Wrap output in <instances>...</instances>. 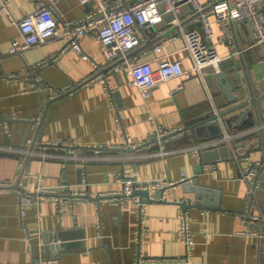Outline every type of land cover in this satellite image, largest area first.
Listing matches in <instances>:
<instances>
[{
    "label": "crops",
    "instance_id": "obj_1",
    "mask_svg": "<svg viewBox=\"0 0 264 264\" xmlns=\"http://www.w3.org/2000/svg\"><path fill=\"white\" fill-rule=\"evenodd\" d=\"M97 1L8 0L2 9L0 0V264H264V234H258L264 225V97L262 123L254 111L240 119L238 110L217 120L219 135L198 137L197 144L194 132L185 128L235 105L227 101L213 66L190 78L161 82L147 98L120 68L108 83L99 76L50 102L96 74L92 60L98 66L107 61L102 41L87 33L80 37L79 52L65 38L54 37L22 55L9 53L12 39H21L17 22L38 4L52 6L63 27ZM110 1L128 6L134 0ZM180 18L186 28L201 27L191 5L183 4ZM212 18L216 40L205 41L223 64L237 56L225 70L235 86L233 75L239 73L245 90L240 100L249 96L241 55L263 96L264 49L255 45L251 21L235 20L226 27ZM173 31L177 29L167 16L149 29V39L158 40L132 50L128 59L136 72L154 71L167 58L182 59L184 68L194 65L185 39H168ZM160 43L164 47L156 51ZM117 91L120 95L114 97ZM155 125L174 130V135L156 141L151 136ZM224 133L233 135V142L212 145ZM235 144L240 145L238 158ZM223 145L228 155L204 163V151ZM256 162L261 164L252 175L249 166ZM196 177L219 191V207L207 202L184 210L176 202L183 196L194 201L193 194L183 195L180 186L169 183ZM128 178L159 180L163 187L150 188L154 201L144 197L142 202L141 195L129 199L121 196ZM39 185L58 191L61 210L54 196L36 194ZM86 193L106 197H75ZM185 224L188 244L181 233ZM68 230L74 233L69 240L44 242L45 234ZM63 243L69 249L58 246Z\"/></svg>",
    "mask_w": 264,
    "mask_h": 264
},
{
    "label": "built area",
    "instance_id": "obj_2",
    "mask_svg": "<svg viewBox=\"0 0 264 264\" xmlns=\"http://www.w3.org/2000/svg\"><path fill=\"white\" fill-rule=\"evenodd\" d=\"M1 0L2 9H6V2ZM96 0H81L82 3H89ZM264 0H134L130 5L124 6L118 2L110 0H98L97 5L88 11L77 21H64L63 27L60 26L58 17L52 6L48 4H38L34 12L28 14L25 18L19 20L17 24L20 28L21 39H12L9 49L10 54L22 55L29 47L34 44L46 43L50 38H65L77 51L81 52L82 47L80 37L87 33H93L104 44L103 55L112 62L123 59V62L116 65L115 71L122 68L131 76V84L140 90L144 98L150 96L152 88L166 82L174 77L190 78L195 74H202L203 68L213 66L217 72L223 58L215 52L212 46H209L205 39L215 41V31L213 28V18L219 19L223 26L235 22V20H249L252 23V29L255 34V45L264 49V10L261 4ZM183 4L191 5L194 13L197 15L201 27L200 29L186 28L180 18V11ZM170 15L168 24L174 26L177 32L171 34L168 39H185L189 53L194 59V65L191 68H184L182 59L171 60L169 58L160 62L159 67L150 72L139 74L136 72L137 66L128 59V53L132 49L143 45L149 37V29L157 22L162 21ZM225 38L231 40L232 35L229 31L224 33ZM219 36L217 40H221ZM163 43L156 44L155 50L161 51ZM85 58L91 59L84 54ZM94 66H98L95 60H92ZM153 122V120H152ZM172 129H164L155 125L151 136L161 138L173 133ZM221 142L231 144L233 135L224 133L220 138L214 140L212 145L221 144ZM211 144V143H210ZM236 145V144H235ZM234 145V146H235ZM242 145V144H241ZM201 150V147H199ZM240 145L233 148V155L238 158L240 155ZM71 158L70 155L65 157ZM260 162L251 163L249 173L257 174ZM66 166V165H64ZM123 194L132 199V189L136 185L139 187H163L159 180L153 182H141L138 179H126L124 181ZM174 184L173 182L169 183ZM51 188L38 186L36 194L41 197L54 196L57 201L58 210H61L63 197ZM139 199V198H138ZM27 203L28 197L23 198ZM264 220V216L261 217ZM182 236L186 243H189V232L186 224L182 229ZM258 234H264L263 229Z\"/></svg>",
    "mask_w": 264,
    "mask_h": 264
},
{
    "label": "water",
    "instance_id": "obj_3",
    "mask_svg": "<svg viewBox=\"0 0 264 264\" xmlns=\"http://www.w3.org/2000/svg\"><path fill=\"white\" fill-rule=\"evenodd\" d=\"M167 18L170 19L171 16L168 15ZM157 40L158 39H149L143 45L138 46L139 48L138 47H136V48H138L139 50H142ZM237 48L241 49L239 45H237ZM132 50L134 51L136 49L134 48ZM130 53L132 54V51L127 54L128 58L131 56ZM240 59L242 61L243 68L246 70L245 78H246V84L249 88L248 98H245L244 100H240L242 93L244 94L245 90H244V87H242L239 83V79H240L239 73L237 72L233 75V78L235 79V81L237 83L236 86L233 83V81L227 77V71L225 70V68H227L229 66H233V64L236 62L237 56H234L231 63H228V64L222 63L220 65V70H219V72H217L216 78H217V82H218L219 86H221L223 88L224 94L227 97V101L229 103H234L235 105H233L229 109L221 111V113H219V114H215L211 117L204 118L203 120L198 121L197 123L189 125L185 128V130L191 129L194 132V134H195L194 140L197 144H199L198 137L204 138V137H208V136L219 135L222 131V125H220L219 122H217V120L221 117H224V116H226L232 112H236L238 110H242V112L240 114V119H242L247 114L254 111V113L256 114V121H258L259 123H262L259 110L261 107L260 101L264 97V95L263 96L258 95L257 91L255 90V87L253 86V82H252L251 77H250V72H249V69L247 66L248 64L244 61V58L242 57V55H241ZM122 62H123V59H118L115 62L107 60L104 63H100V65L97 66V71L95 72L96 74H94L93 77H91V79H88L86 81L81 82V84H79L78 86H76L73 89L64 91V93H61L60 95H58V97L51 99L50 102L62 99L66 95L73 92V90L81 88L82 85L85 84L87 81L98 78L99 76H102L103 79L108 83V79L110 76H114L115 78L118 77V73H115V67H116V65H118ZM109 88H108V90H109ZM119 95H120V92L117 91L116 94H114L113 96L119 97ZM50 102H48V105ZM116 103L121 106L122 105L121 99L118 98ZM251 107H253V109ZM211 121H213V122H211ZM199 130H202V131H199ZM182 131H184V130H182ZM260 133H261V138H263V148H264V127H262L260 129ZM173 135H174V133H173ZM169 136H170V134H169ZM169 136L163 137L162 140L169 138ZM155 140L157 141L158 139L156 138ZM125 150L131 151L132 148H125ZM228 150H229L228 146L223 145L218 150L204 151L202 153L201 157L205 163L206 161H209L210 159H218L222 155L223 156L228 155V153H229ZM176 184L181 187V192H183V195L193 194V197H194V201H191V202H188L187 199L183 198L184 196L181 199L176 200V202L182 207V209L187 210L186 208L189 206H196V207L202 208L203 207L202 203H207V202L210 203L212 206L217 205V207H219L218 206L219 205L218 199L220 197L219 191H217L215 188H213L207 184H205V185L201 184L199 182L198 177L188 178V179L182 180L178 183H174L173 186H175ZM131 193L132 194L130 195V197H136V195H141V201L142 202L145 201L144 197L150 201L156 200L155 198H152V193L150 191V187H139L138 188L135 185L133 187ZM79 196L84 197V198L87 197V198L94 199L97 201H99L103 197H106L105 195H102L100 197H93L89 193H86L84 195L78 194L75 197H79ZM121 196L127 197L125 194H121ZM185 197H187V196H185ZM188 199L193 200L192 197H188ZM72 234H74V233L71 232L70 230H68V231H53L48 235L45 234L43 239H44L45 243L46 242H57L58 240L67 241L72 237ZM58 246L61 247V249H63V250L69 249L68 245H66L65 243L60 244ZM45 248H47V246H45Z\"/></svg>",
    "mask_w": 264,
    "mask_h": 264
}]
</instances>
